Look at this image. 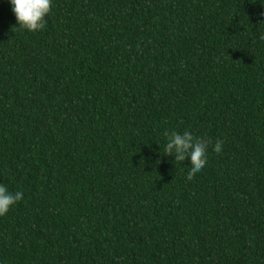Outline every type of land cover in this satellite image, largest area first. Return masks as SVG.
Wrapping results in <instances>:
<instances>
[{
  "label": "trees",
  "instance_id": "trees-1",
  "mask_svg": "<svg viewBox=\"0 0 264 264\" xmlns=\"http://www.w3.org/2000/svg\"><path fill=\"white\" fill-rule=\"evenodd\" d=\"M15 25L0 0V183L24 193L0 264H264V0H52ZM170 130L211 141L191 179Z\"/></svg>",
  "mask_w": 264,
  "mask_h": 264
},
{
  "label": "clouds",
  "instance_id": "clouds-1",
  "mask_svg": "<svg viewBox=\"0 0 264 264\" xmlns=\"http://www.w3.org/2000/svg\"><path fill=\"white\" fill-rule=\"evenodd\" d=\"M12 11L15 14L17 25L20 29L30 32L42 30L45 27L46 17L51 11L52 0H10ZM264 39V37H262ZM165 144H161V152L166 156H174L175 161L183 162L190 159L187 177L191 179L195 173L204 169L208 162V148L210 140L203 136H196L190 130L179 132L166 131ZM223 142L217 141L213 150L222 151ZM22 191H10L8 186L0 183V216L6 215L10 208L23 200Z\"/></svg>",
  "mask_w": 264,
  "mask_h": 264
}]
</instances>
